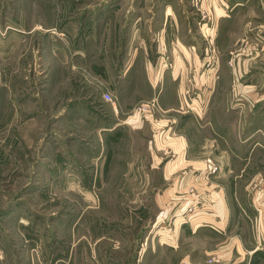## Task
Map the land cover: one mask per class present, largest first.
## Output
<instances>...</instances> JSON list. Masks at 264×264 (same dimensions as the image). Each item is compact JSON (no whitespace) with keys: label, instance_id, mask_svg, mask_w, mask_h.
I'll return each mask as SVG.
<instances>
[{"label":"rangeland","instance_id":"1","mask_svg":"<svg viewBox=\"0 0 264 264\" xmlns=\"http://www.w3.org/2000/svg\"><path fill=\"white\" fill-rule=\"evenodd\" d=\"M119 1L109 11L101 7L105 0H0V264H183L186 252L191 264L226 262L229 240L212 229L222 226L211 216L217 215L216 191L200 196L189 187L183 191L189 203L182 205V188L169 190V198L159 173L131 177L122 164L141 159L143 167L160 171L174 157L161 151L166 146L154 147L153 138L189 132L188 139L206 143L211 133L200 125L217 117L226 125L233 112L226 105L235 99L232 62L221 59L256 56L264 68L258 26L264 0H246L250 14H227L232 0ZM136 16L138 28L130 30ZM220 17L231 22L219 23ZM115 36L123 42L109 45ZM132 37L141 43L135 52L127 47V56L139 54L127 71L136 74L138 67V92L121 77L128 57L114 59ZM193 54L199 62L189 60ZM158 89L162 104L177 110H157ZM132 99L124 114L138 113L139 129L102 131L104 122L118 121L112 104ZM208 158L199 164L202 180L217 173V166L213 173L204 169ZM132 181L139 186L131 188ZM224 190L229 198L228 183ZM257 190L235 192L245 200L252 195L257 210ZM190 224L206 227L192 234ZM237 225L243 233L245 224Z\"/></svg>","mask_w":264,"mask_h":264},{"label":"crops","instance_id":"2","mask_svg":"<svg viewBox=\"0 0 264 264\" xmlns=\"http://www.w3.org/2000/svg\"><path fill=\"white\" fill-rule=\"evenodd\" d=\"M248 1L249 0H247V2ZM123 2L124 1L119 0H105V4H101V7L110 11L121 5ZM247 2L246 0H232L231 7L225 11H227V14L232 11L236 13L250 14L252 11H250L249 4L248 6L246 5ZM224 6L228 5L226 4ZM221 8L224 10V7ZM260 14L262 16L260 17V24H258L259 29L260 27L264 28V6L261 7ZM138 20L139 16H136L133 23L134 25L131 24L132 27L130 30H137ZM219 20V23L222 21H225L226 23L231 22V19L228 17H220ZM38 26L39 24L36 23V27ZM157 29L160 32L161 30H164V23ZM227 32L229 33V30H227ZM132 39L133 37L130 39V42H127L123 53L121 52L119 55H114V59L119 57L123 60L127 57L129 59V63L122 67L123 75L121 77H123V81L126 82L125 88L129 85V88L136 86L133 79L139 73V71L137 72L138 67L136 68V74L134 73L132 75L127 71L129 64L134 60V55L135 60L139 55L138 53H131L130 56H127V47L135 46V52L136 46L141 43L140 41H137V43L134 42V44ZM120 40L123 42V40L119 39L118 36L109 38V45L118 46ZM164 41H166L165 38ZM164 41L162 40L159 44H162ZM146 55H148V53ZM241 55L242 54L240 53H236L231 57L227 56L226 59H221L222 61L232 62V65L229 63L227 64L228 72L231 73V77L233 75V84L231 87L232 91L230 90V92L235 99L234 103L231 104L230 102L226 105L227 112L233 110L232 113L227 114L228 120L226 125L220 124L218 117L212 120V122L208 121L204 125H200V128H209V133H211L210 139L207 140L206 143H204L201 139H188L187 134L189 132L187 134L180 133L176 138L168 140L160 139V141H156L153 138L154 147L157 145V142L160 143V145L166 146V149L162 147L161 151L163 153H166L167 151L172 152L171 156L174 158L166 160L160 171L158 170L159 167L154 165L149 168L146 166L143 167L144 161L141 162V159H138L137 162L135 160L125 161L122 165L126 166V168L122 171V173L124 175L129 173L131 177L134 174H137L138 176L139 174L147 175L156 172L159 173L161 175V180L159 182H162V189H167L169 198H171L169 190L182 188V205L189 203V201H187L189 199V195L183 194V191L189 187L196 190L198 189L197 192L200 196L206 193L205 190L209 192L213 189L218 194V198L212 201V203H214L212 205L215 207L217 215L215 213H211V216H219L221 221H218L217 219L216 222H221L222 226H220V228L222 231L216 229L215 227H212V229L223 236L225 235L224 239L229 240L227 242V245L229 246H225L226 249H224L227 254L225 257V264H264V103H262L264 102L262 101L264 100V91L262 90L264 88V68H262L260 64L259 66L256 64V61L254 60L256 56L243 57ZM144 56L145 54L142 55V59ZM196 56V54H193V57L189 60L195 63L199 62L200 58H197ZM220 57L216 55V58H214L215 60H213L220 61ZM182 60L184 59L182 58L180 61ZM105 68H109L107 63ZM171 72H173V70ZM174 74L180 75L178 69H174ZM141 77V73H139L136 79L138 80ZM142 85L144 86L143 89H146V78L144 79ZM136 87L138 88L136 92L140 91V87ZM128 92L135 93L133 90H128ZM161 92L162 89H158L152 97L156 100L158 107L157 110H161V112L177 110L175 105L162 104V99H160ZM256 94H259L260 96L258 95L256 96L258 98H256ZM240 95L244 96V101H240ZM135 99L136 98H134V100ZM236 100L238 101L236 102ZM132 103L133 99L128 102H126V100L119 101L118 105L113 103V112H115L113 114H115V119L118 121L114 124H110L109 126H107V122H104L100 129L104 132H107V130H115L117 133L121 130L124 135L125 133L132 134L133 131L135 132L138 130V113L124 114L126 113V110H130L132 108ZM225 134L227 135V138L223 136ZM206 145H208L209 148L207 147L204 150ZM146 149L148 150L149 146L146 147ZM151 149H154L153 146ZM139 156L140 155H136L135 157H132L136 159V157L138 158ZM204 156H209L217 166V173L215 175H208L210 176V180H202L201 177V173H204V171L200 169L201 167L199 164L204 161ZM157 158L159 160L157 161L158 163L160 162V156ZM240 159L242 160L241 164H239ZM227 160H229V164ZM151 161L155 162L153 151L151 152ZM230 161H232V163ZM181 164L182 167L176 169ZM235 166H238V168L235 169ZM145 168L147 169L145 170ZM220 178H224V182H222ZM241 178L245 180L238 184V182L242 180ZM139 183L141 184L143 182L139 181L138 184ZM157 183L158 182H155L153 179L150 181L148 180L149 187L155 188V184ZM227 183L230 188L229 198L226 196L224 190ZM131 184V188L139 186H135V182L133 181ZM253 186H257L259 189L255 193V197L258 196V202L255 203L257 210L254 207V202L252 203V195L249 200H245L239 198L237 196L238 194L235 192L238 189H242L248 191V194L250 195V190ZM69 187L70 185H67V188ZM118 187L122 189H130V186L121 185V187ZM210 196L211 193H209V197ZM193 200H196V196ZM232 223H234V226L237 225V223H244L246 227L245 231L241 233L242 229L237 225L236 233L229 234L232 229ZM188 227L191 228L192 234H196L204 230L206 226L202 224H190ZM182 261L183 264H185L186 261L187 264H191L189 263L187 252L182 255Z\"/></svg>","mask_w":264,"mask_h":264},{"label":"built area","instance_id":"3","mask_svg":"<svg viewBox=\"0 0 264 264\" xmlns=\"http://www.w3.org/2000/svg\"><path fill=\"white\" fill-rule=\"evenodd\" d=\"M107 98H109V94L107 95ZM208 173H213L216 171V165L214 162L211 160V158L206 159L205 163V168H204Z\"/></svg>","mask_w":264,"mask_h":264}]
</instances>
